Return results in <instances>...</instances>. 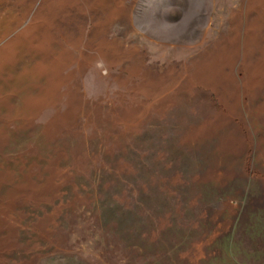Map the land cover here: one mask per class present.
Here are the masks:
<instances>
[{"label":"rangeland","instance_id":"obj_1","mask_svg":"<svg viewBox=\"0 0 264 264\" xmlns=\"http://www.w3.org/2000/svg\"><path fill=\"white\" fill-rule=\"evenodd\" d=\"M0 264H264V0H0Z\"/></svg>","mask_w":264,"mask_h":264}]
</instances>
